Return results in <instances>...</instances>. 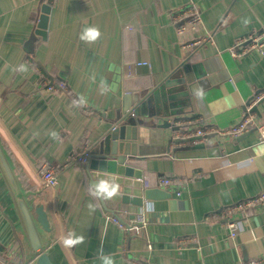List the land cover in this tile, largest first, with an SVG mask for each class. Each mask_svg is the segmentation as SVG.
<instances>
[{"label":"crops","instance_id":"obj_1","mask_svg":"<svg viewBox=\"0 0 264 264\" xmlns=\"http://www.w3.org/2000/svg\"><path fill=\"white\" fill-rule=\"evenodd\" d=\"M47 1L0 0V141L24 190L46 202L58 264H264V201L232 210L264 191L258 133L210 134L201 147L172 143L167 152L173 132L158 125L198 118L225 129L264 92V53H242L251 35L264 38V0H52L43 39L34 34ZM188 7L201 22L179 35ZM93 26L95 41L85 33ZM253 107L264 123V101ZM139 108L153 125L139 129L143 159L132 163L142 178L129 181L170 196L103 204L77 156ZM42 168L57 176L54 188L42 187ZM111 216L145 225L126 234ZM230 220L238 222L232 238ZM0 244L4 257L16 246L11 259L30 264L1 175Z\"/></svg>","mask_w":264,"mask_h":264},{"label":"water","instance_id":"obj_2","mask_svg":"<svg viewBox=\"0 0 264 264\" xmlns=\"http://www.w3.org/2000/svg\"><path fill=\"white\" fill-rule=\"evenodd\" d=\"M51 3L52 0H48L41 5V12L34 34L41 36L43 39L47 35ZM32 45L33 38L26 43L28 52H32ZM262 101H264V98L260 102ZM255 110L257 111V107H253L251 111ZM152 125L153 122L149 123L146 120V115L142 113L140 108L135 111H127L89 149L88 159L84 162L85 169L90 177L91 185L103 204L106 200H115L124 204L143 206L145 200L165 199L170 196V193L161 187H148L143 190L140 185L134 183L142 178V173L132 163L143 159L138 146L139 129L140 127L149 128ZM158 125L169 127L173 132L168 141L167 152L171 151L170 145L172 143L196 142L195 147L203 146L202 142H197L202 139L201 136H176V132L183 131L180 125L167 120ZM0 175L7 186V192L11 198L14 211L31 247L32 258H30V264H58L61 257L60 250L55 243L54 239L56 238L51 234L52 226L46 202L37 194L24 190L1 141ZM129 178H135L136 181L131 183ZM102 182L115 187V194L109 197L106 193H100L99 185ZM42 187L49 189L47 185L42 184ZM46 233L50 234L47 240L45 239ZM2 250L0 244V255H3ZM12 263L22 264V261L12 260Z\"/></svg>","mask_w":264,"mask_h":264},{"label":"built area","instance_id":"obj_3","mask_svg":"<svg viewBox=\"0 0 264 264\" xmlns=\"http://www.w3.org/2000/svg\"><path fill=\"white\" fill-rule=\"evenodd\" d=\"M181 15H183L184 19H186L187 21L183 25L178 26L177 32L179 35H184L188 30L195 29L201 22L198 12L192 7L183 9ZM211 38H212V33L209 32L207 37L189 43L187 47L192 48L194 45L198 46L205 40ZM246 43L244 44L245 46L242 50L243 54L250 52L252 50H258L260 53H264L263 33H255L251 35L250 39ZM240 47L241 46H239L238 48L240 49ZM231 52L232 54H238L235 48H232ZM263 98H264V92L257 94V96L254 99V102L246 106L245 113L243 114V116L235 124H233L228 128L220 129L212 126H206L205 124H203V122L200 119L191 118L190 120H185L184 124L183 122H180V124H178L181 126L183 131L176 132L175 135L182 137L201 136L202 139L197 141V142H201L203 141L204 138H207L208 135L210 134L217 136L219 138H228V137H238L246 132L254 130L258 133L259 140L264 141V123H260L254 117L251 111L253 106L257 104L259 101H261ZM88 156H89V148H86L77 156V160L81 163L86 162ZM39 180L43 185H47L49 188H54L57 182L56 181L57 176L50 169L42 168L39 171ZM171 182L172 181L168 178H164L160 181L161 185H169L171 184ZM263 201H264V191L258 194V196H256L254 199L234 206L232 210H242L245 206ZM111 219L113 222L117 223L126 234L129 233L134 228L140 229L145 225V220L143 219V217H139V221L135 226H130L129 224L125 223L124 221H122L121 219L115 216H111ZM228 227L230 229L229 237L231 238L235 237L238 231V222H236L235 220H230L228 222ZM19 253L20 252L17 251L16 246L9 247L7 251L8 257L7 256L4 257L3 255H0V264H13L11 258L18 256ZM258 263L259 262L257 260L252 262V264H258ZM239 264H244V263L240 262Z\"/></svg>","mask_w":264,"mask_h":264},{"label":"clouds","instance_id":"obj_4","mask_svg":"<svg viewBox=\"0 0 264 264\" xmlns=\"http://www.w3.org/2000/svg\"><path fill=\"white\" fill-rule=\"evenodd\" d=\"M85 33H86V38L88 40H92V41H95L97 40L100 36H101V32L99 31V29L95 26L93 27H89V28H86L85 29ZM23 70V69H22ZM115 191H116V188L115 187H111L109 186L108 184L106 183H101L99 185V192L100 193H106L107 196H112L115 194ZM82 242V238L80 240H64L63 243L66 245V246H72L74 244H77V243H81ZM105 264H113L112 260L111 259H108L106 258L105 259Z\"/></svg>","mask_w":264,"mask_h":264}]
</instances>
